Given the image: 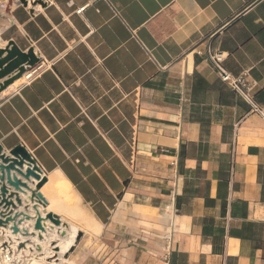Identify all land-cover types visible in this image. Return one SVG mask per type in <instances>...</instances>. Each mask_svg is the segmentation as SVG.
I'll return each instance as SVG.
<instances>
[{
  "label": "crops",
  "instance_id": "1",
  "mask_svg": "<svg viewBox=\"0 0 264 264\" xmlns=\"http://www.w3.org/2000/svg\"><path fill=\"white\" fill-rule=\"evenodd\" d=\"M14 2L1 38L42 67L0 93V143L79 200L57 213L47 180L39 211L66 224L39 236L24 219L16 239L34 252L36 237L54 251L72 238L70 264H264V117L206 57L224 53L264 108V0ZM30 195L14 213L35 217Z\"/></svg>",
  "mask_w": 264,
  "mask_h": 264
},
{
  "label": "water",
  "instance_id": "2",
  "mask_svg": "<svg viewBox=\"0 0 264 264\" xmlns=\"http://www.w3.org/2000/svg\"><path fill=\"white\" fill-rule=\"evenodd\" d=\"M15 0H8L10 6ZM23 4H27L26 0H19ZM41 62V58L38 57L34 51V48L30 47L24 52L14 40L8 41L5 46H0V93L5 90L9 85L20 79L23 74L31 68L38 65ZM8 77V78H6ZM1 81V79H4ZM10 153L4 152V148L0 143V227L10 228L12 233L17 235L19 233L30 234L27 228L23 230L18 226L24 219H34V233L40 232L39 236H42L43 232L47 231L45 222L50 221L52 226L61 227L66 224L54 213H48L45 216L41 215L38 205L47 204L46 198L40 193L41 186L47 182L48 176L44 170L39 167L30 151L26 149L24 145H17L12 148ZM26 168L24 170V165ZM14 171V172H13ZM19 176H24L27 180H37L38 183L35 188L32 189L27 182L21 180ZM12 187L14 190L9 189ZM31 192L30 201L33 203L32 207L36 211L35 217L27 214L25 211L14 213L16 206L22 204L20 193ZM12 222V224H9ZM80 240V235L76 238V241ZM5 246L8 242L3 243ZM25 244L19 243V248L24 247Z\"/></svg>",
  "mask_w": 264,
  "mask_h": 264
},
{
  "label": "bare ground",
  "instance_id": "3",
  "mask_svg": "<svg viewBox=\"0 0 264 264\" xmlns=\"http://www.w3.org/2000/svg\"><path fill=\"white\" fill-rule=\"evenodd\" d=\"M8 4L9 3L6 1V3L3 5V8L1 9L2 13H3V15H0V45L1 46H5V44H7L5 40H2L1 34H2L3 29L5 27L7 28V26L10 24V21L8 19V13H9L10 9L8 10L6 7V6H9ZM14 7H15V2L10 6V8H14ZM24 79H25V77L22 76V77H20V79L16 80L14 82V84H18V83H20V81H22ZM48 181H49L48 187L50 188V192H49L50 196H48L49 200H50V204H49L50 206L49 207L53 208L57 213H62L63 215L66 214V217L68 215L67 211L69 209H71V214H74L76 212V210L78 209L76 204L78 203L79 200H78L77 196L74 194L72 188H70L67 185L66 181H64L63 177L60 174L59 175H56V174L50 175ZM47 195H49V194H47ZM79 206H81V205H79ZM74 207H76L77 209L75 210ZM82 210H84V209H82ZM79 212H80L79 215H81L80 209H79ZM84 215H85V213H84ZM68 218H70V217H68ZM70 220H71V218H70ZM70 220H69V223H70V225H72V232L76 233V231L79 229V226L76 225L75 222H70ZM85 222L87 223V221H85ZM90 229H92V231H93L91 233L98 234L100 232L101 228L99 226H91ZM4 230L12 238L11 239L12 241L7 238L8 241L7 240L6 241L8 242V245L5 246L3 244V243H5V241L3 242L2 240H0V264H70V262H68L67 257H65L64 254L72 245L71 244V243H73L71 240L72 238L67 239V238L62 237L61 241L59 242V246L61 247V250L60 251H54L52 249L53 247H51V244L49 243L50 239H47V237L46 238L43 237L40 240L38 237H36V238H34L36 241V244H39L41 246V249L40 250L36 249L34 252H32V251H30V248H29L31 246V244L28 245L29 243L26 244L27 243L26 242L24 247L19 248V243L21 241H18L16 239V235L12 233L11 229L7 228V230L6 229H4ZM2 231H1V233H3Z\"/></svg>",
  "mask_w": 264,
  "mask_h": 264
},
{
  "label": "built area",
  "instance_id": "4",
  "mask_svg": "<svg viewBox=\"0 0 264 264\" xmlns=\"http://www.w3.org/2000/svg\"><path fill=\"white\" fill-rule=\"evenodd\" d=\"M90 5L91 4H86L82 6L78 11L84 12L85 9ZM206 57L211 62L215 71L220 75L222 81L228 83L230 87L238 92L241 97L246 100L255 111H258L264 117V108L259 107L254 101L253 84H251L245 76H234L224 68L223 63L226 55L221 52L211 53L210 50L207 49ZM41 65L42 64L38 63L37 66L31 68L29 71H26L24 73L26 80H30L33 77L32 75L37 73L38 70L42 67Z\"/></svg>",
  "mask_w": 264,
  "mask_h": 264
},
{
  "label": "rangeland",
  "instance_id": "5",
  "mask_svg": "<svg viewBox=\"0 0 264 264\" xmlns=\"http://www.w3.org/2000/svg\"><path fill=\"white\" fill-rule=\"evenodd\" d=\"M3 8V6H1V9Z\"/></svg>",
  "mask_w": 264,
  "mask_h": 264
}]
</instances>
